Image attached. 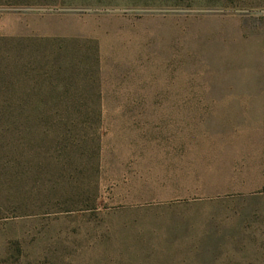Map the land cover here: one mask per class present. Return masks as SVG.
I'll list each match as a JSON object with an SVG mask.
<instances>
[{
	"label": "rangeland",
	"instance_id": "1",
	"mask_svg": "<svg viewBox=\"0 0 264 264\" xmlns=\"http://www.w3.org/2000/svg\"><path fill=\"white\" fill-rule=\"evenodd\" d=\"M260 1L0 0V264H264Z\"/></svg>",
	"mask_w": 264,
	"mask_h": 264
},
{
	"label": "trees",
	"instance_id": "2",
	"mask_svg": "<svg viewBox=\"0 0 264 264\" xmlns=\"http://www.w3.org/2000/svg\"><path fill=\"white\" fill-rule=\"evenodd\" d=\"M258 5H264V0L260 1ZM0 92H2V90H0ZM33 96L34 95L31 96L30 93H25L21 97L19 96L17 100L18 102L22 101L23 103L24 101V103H26L30 101L29 98ZM12 97V92L10 94L5 92L3 96L0 95V99H2L7 104L0 106V122L6 120L8 123H10V127L12 129L15 128L26 131L29 129L25 128L28 127L26 121L38 120L39 122L41 121L47 123L46 125L50 129L49 133L51 135L54 134L55 140L57 141H60V139L61 141L68 140L67 138L70 137L72 133H74V130L76 129L75 125H77L75 121L76 118L80 120L79 117L81 116V120L83 121L85 118L89 117V113L87 112V109H85L88 106L87 102L89 101L87 98H72L71 96L62 98L61 96L55 94H47L45 97L36 95L32 99L34 106L31 109H25L22 108V106L13 107L11 105ZM72 102L76 104L77 107L79 106L83 108V106H85L84 110L82 109L79 113V116L74 115L72 112V114L66 113L69 112L68 110H62L63 113L60 112L61 104L62 106L67 107L68 105L72 104ZM41 103L45 104L46 107L38 109L37 105ZM49 104H51L50 107H48ZM88 108L90 110V106H88ZM64 114L66 116H64ZM63 127H66V129L64 128L62 135L60 132L61 128L63 130Z\"/></svg>",
	"mask_w": 264,
	"mask_h": 264
}]
</instances>
